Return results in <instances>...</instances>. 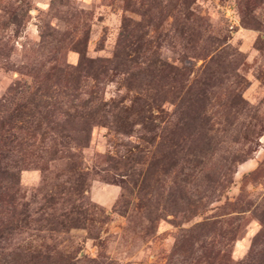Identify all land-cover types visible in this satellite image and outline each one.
<instances>
[{
  "label": "rangeland",
  "instance_id": "374dc122",
  "mask_svg": "<svg viewBox=\"0 0 264 264\" xmlns=\"http://www.w3.org/2000/svg\"><path fill=\"white\" fill-rule=\"evenodd\" d=\"M0 264H264V0H0Z\"/></svg>",
  "mask_w": 264,
  "mask_h": 264
},
{
  "label": "crops",
  "instance_id": "0c3cea01",
  "mask_svg": "<svg viewBox=\"0 0 264 264\" xmlns=\"http://www.w3.org/2000/svg\"><path fill=\"white\" fill-rule=\"evenodd\" d=\"M245 164H246L247 166H249V164H250V163H249V162H247V163H245Z\"/></svg>",
  "mask_w": 264,
  "mask_h": 264
}]
</instances>
